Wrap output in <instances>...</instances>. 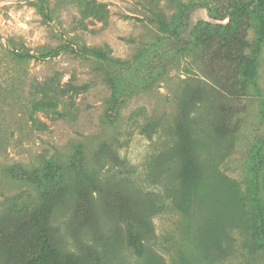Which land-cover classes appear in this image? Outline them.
Masks as SVG:
<instances>
[{"label":"rangeland","instance_id":"374dc122","mask_svg":"<svg viewBox=\"0 0 264 264\" xmlns=\"http://www.w3.org/2000/svg\"><path fill=\"white\" fill-rule=\"evenodd\" d=\"M34 1L0 0V77L9 74L2 53L8 38L31 54L68 42L106 44L112 56L128 60L112 72L133 90L110 127L103 121L110 88L92 60L62 51L22 65L26 77L84 88L64 90L61 115L36 113L43 126L30 122L28 106L10 107L1 95L0 168L18 160L32 165L79 142L85 152L81 171L69 170L76 192L46 217L33 210L29 180L0 173V264H20L39 249L43 219L57 228L47 236L61 259L72 252L91 264H264V246L249 247L258 236L257 209L264 208V43L252 72L257 19L246 5L255 0ZM240 4L247 10L235 19ZM149 9L180 30V43L155 28ZM155 39L162 40L155 53L133 59ZM199 139L205 144L198 150ZM169 148L183 150L189 169L204 172L198 204L187 214L171 197L183 175L175 179V156L163 171L160 153ZM136 190L156 212L145 223ZM84 201L87 211L68 221Z\"/></svg>","mask_w":264,"mask_h":264},{"label":"trees","instance_id":"16d2710c","mask_svg":"<svg viewBox=\"0 0 264 264\" xmlns=\"http://www.w3.org/2000/svg\"><path fill=\"white\" fill-rule=\"evenodd\" d=\"M45 3L46 0H38L37 3L34 1L33 4L44 5ZM246 5L251 7L257 19L258 39L253 49L255 55L252 63V72H254L257 68L258 55L261 53V46L264 43V0H255ZM246 5H237L234 13H232L235 19L242 18L247 10ZM149 14V20L159 32L171 33L174 36L175 41L178 43L181 42L182 36L180 30H174L173 25L166 21L165 15L162 12L149 9ZM235 21L234 23H236ZM14 40V38H8L6 40V45L3 47L2 53H8L9 62H7L8 66H6V69L9 74L7 77H0V96L4 95L6 97V102L10 107L17 105L23 109L28 106L30 122L38 123L42 126L44 123L35 116L36 113L42 112L47 115H61L59 107L65 103L63 97L64 90L70 89L78 92L79 90H83L84 86L82 84L77 85L70 80L66 82L65 86H58L53 85V78H45L43 81H38L33 77H26L25 69L22 68V65H24L29 58L45 60L59 55L62 51H72L76 54L78 53L81 57L92 60L96 64V71H99L103 76L104 82L110 88V93L104 100L105 108L103 111V121L110 127H115L117 125L120 108L132 93L133 86L124 82L120 76L112 72V69L116 70L125 68L129 63L127 59L112 56L110 47L106 44L90 46L85 43L68 42L52 47H45L39 51V53L31 54L29 52H23L22 50L19 51L18 48L11 47ZM161 44L162 40L160 39L150 41L145 48L139 50L133 59L139 61L143 57L148 56L151 51H154L155 53ZM188 45L190 46L189 43ZM19 46H21V44H19L18 47ZM189 48L191 49V46ZM17 64L21 65L20 68L14 69V65ZM52 77H57V74ZM26 85L29 89L27 95H24L23 90ZM182 116L186 117L187 114L183 112ZM145 128L149 129V125H146ZM195 142V146H199L198 150L205 144L203 139L196 140ZM84 150L83 144L79 142L67 153L56 151L48 158L44 159V157H42L37 163L32 165L27 166L21 160L15 161L11 164H4L2 168H0V173L2 172L6 177L13 180H29L28 183H31L36 191V204L34 205L33 210L39 212L40 216L46 217L47 209L49 207L51 208L59 200H65L66 204L70 195L73 192H76L77 180L69 177V173H71L69 170L75 168V172L79 173L81 171L78 167L80 166L81 159L84 157ZM111 155H113V152H111ZM160 155L165 157L162 163L165 168L163 171L170 169V167L166 165L168 161L172 160L174 156L177 158V160H175V177L177 178L175 179H179V177L181 178V174L183 175L181 186L179 183V188L175 187V195L171 197L175 202V208L184 214H187L191 204L193 206H197L198 204L200 198L199 181L204 177V172L201 171L198 174L197 171L189 169L187 163L188 159L186 158L185 153H183V150L181 152L176 149L175 151L170 150V148L167 151L164 149ZM252 166L255 168L256 165L253 164ZM83 182L88 186L93 185L92 179L89 176H84ZM94 190L99 191L98 189ZM135 193L140 202L145 204V209L143 208L140 211L141 217L138 218L140 223H145V221H149L151 216L156 212L152 205L149 206V202L140 197L138 190H136ZM86 206V201H84L77 207L73 214L69 213L68 221L73 224L77 222L78 220H74V214L76 212L80 213V215L83 214L87 211ZM15 208L18 209L19 207ZM256 213L258 236L254 243L249 245L251 249L264 246V208L260 207L257 209ZM42 222L43 225L37 227L40 239L39 249L20 264H53V261H55L54 264H91L88 257L79 256L72 252H68L64 259L59 258L53 250V246L47 236V232L50 229L51 231H56L57 228L55 226L47 228L46 219H43Z\"/></svg>","mask_w":264,"mask_h":264}]
</instances>
